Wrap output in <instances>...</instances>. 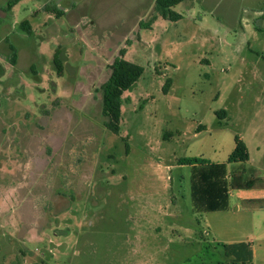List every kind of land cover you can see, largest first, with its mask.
<instances>
[{
	"label": "rangeland",
	"instance_id": "1",
	"mask_svg": "<svg viewBox=\"0 0 264 264\" xmlns=\"http://www.w3.org/2000/svg\"><path fill=\"white\" fill-rule=\"evenodd\" d=\"M10 1L0 264H264V209L236 210L264 199V0H186L150 26L155 0ZM121 49L144 73L116 135L101 87ZM237 137L250 160L229 163ZM194 158L225 165V211L195 209Z\"/></svg>",
	"mask_w": 264,
	"mask_h": 264
},
{
	"label": "trees",
	"instance_id": "2",
	"mask_svg": "<svg viewBox=\"0 0 264 264\" xmlns=\"http://www.w3.org/2000/svg\"><path fill=\"white\" fill-rule=\"evenodd\" d=\"M21 0H12L9 2L8 10ZM186 0H156L154 5L155 16L148 22V26L155 23L158 18L177 22L181 20V15L175 13L173 8ZM63 15L62 12L57 13V17ZM26 32H30L28 22L20 26ZM12 49V61H17V51L15 47ZM126 49H121L119 55L114 59L110 66L111 73L108 80L102 85V115L106 118L105 127L113 134L119 135L122 121L123 96L126 92H130L136 83L141 79L144 69L134 63L126 60ZM58 64V60H56ZM170 80L166 82L164 91H168ZM225 114V113H223ZM250 155L246 145L237 137L236 146L233 153L229 157V163L247 162ZM180 165H191L203 168L193 176L192 196L195 209L199 212L214 213L225 211L228 208L229 190L226 182L225 165H207V161L201 158L182 159ZM244 188L243 185L235 186V188Z\"/></svg>",
	"mask_w": 264,
	"mask_h": 264
},
{
	"label": "crops",
	"instance_id": "3",
	"mask_svg": "<svg viewBox=\"0 0 264 264\" xmlns=\"http://www.w3.org/2000/svg\"><path fill=\"white\" fill-rule=\"evenodd\" d=\"M156 1V0H155ZM252 11L254 12V14H258V15H260V14H262L263 15V17H264V9H252ZM63 15H64V12H63ZM258 199H252V198H250V199H245V200H243L242 199V201L241 202H246V201H248L249 203H242L241 205L239 204V205H237V207H236V210H239L240 212L241 211H243L245 208H247V207H249V206H259V207H261L262 208V210L264 209V203H263V201H264V199L263 200H261L262 201V203H253V204H251L252 203V201H257ZM245 210H247V209H245ZM247 211H251L250 209L249 210H247ZM246 213V212H245ZM261 221L263 222V224L261 225V233L262 234H264V213H263V215H262V219H261ZM257 231V230H256Z\"/></svg>",
	"mask_w": 264,
	"mask_h": 264
}]
</instances>
